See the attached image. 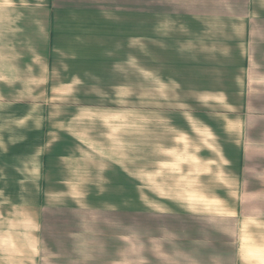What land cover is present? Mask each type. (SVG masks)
Masks as SVG:
<instances>
[{
  "label": "rangeland",
  "instance_id": "374dc122",
  "mask_svg": "<svg viewBox=\"0 0 264 264\" xmlns=\"http://www.w3.org/2000/svg\"><path fill=\"white\" fill-rule=\"evenodd\" d=\"M24 1L100 8L90 22L85 15L69 14L79 21L68 22V32L62 28L65 22L59 25L63 47L54 81L63 85V93L52 94L53 99L68 101L70 128L81 124L88 132L79 145L84 165L97 172H92L93 181L74 183L82 186L77 188L0 189V212L100 214L102 223L115 226L119 245L140 244L142 224L164 226L167 231L160 235L169 241L173 224L264 229V194H245V203L238 204L239 189L233 184L212 189L216 183L204 188L201 180L205 171L213 177L218 171H233L239 149L232 141L243 132L251 135L260 125L248 124L241 132L239 124L222 119L258 116L260 110L242 109L241 94L214 91L220 87L214 83L222 77L205 74L212 72L208 62L219 63L220 44L209 37L213 30H222L237 38L240 29L235 27L241 23L246 37L249 22L263 23L264 12L187 11L204 0L0 3ZM159 9L163 11L157 13ZM194 21L209 23L210 29L201 35L204 29L198 26L194 37ZM213 22L223 24L217 28ZM229 48L236 55L237 46ZM263 96L251 95L259 101ZM247 165L264 169V157L253 156ZM205 191L223 196L226 202L214 197L206 199L212 203H201L205 198L200 193ZM113 239L108 237L110 243Z\"/></svg>",
  "mask_w": 264,
  "mask_h": 264
},
{
  "label": "crops",
  "instance_id": "0c3cea01",
  "mask_svg": "<svg viewBox=\"0 0 264 264\" xmlns=\"http://www.w3.org/2000/svg\"><path fill=\"white\" fill-rule=\"evenodd\" d=\"M204 2L187 11L264 12V0ZM99 9L25 1L0 3V189L77 188L82 186L74 183L95 179L92 172L97 170L84 165L85 154L79 145L88 132L81 124L70 128L68 101L53 99L52 94L63 93V85L54 81L63 47L59 25L65 22L62 28L67 31L68 22L79 21L72 20L74 16L69 14L85 15L90 22L94 14H100ZM211 24L219 28L223 22ZM194 25L195 32L189 30L194 37L198 26L204 29L201 35L210 29L209 23L203 21H194ZM244 25L235 27L240 29L237 38L222 30L211 32L209 39L220 44L216 59L219 63L208 62L212 72L205 75L222 77L220 83H214L220 85L214 91L241 94L242 109L260 110L258 116L223 120L239 124L241 132L243 127V131L247 130L248 124L260 125L251 135L243 132L239 140L232 141L239 149L238 165L233 171H218L214 177L207 171L201 174L206 175L201 178L204 188L214 183L212 189L233 184L239 189L238 204L245 203V194H264V169L247 165L253 156L264 157V96L260 101L251 97L264 94V22H249L246 37ZM230 44L237 46L236 55L230 54ZM67 92L66 81L64 93ZM200 194L205 198L201 203H212L206 199L214 197L226 202L219 194ZM180 226L171 225L169 241L160 235L167 231L164 226L149 228V224H142L140 244L119 245L115 226L102 223L100 214L0 212V264H264V229L203 228L197 222L185 224L186 228ZM110 236L114 238L112 243Z\"/></svg>",
  "mask_w": 264,
  "mask_h": 264
}]
</instances>
